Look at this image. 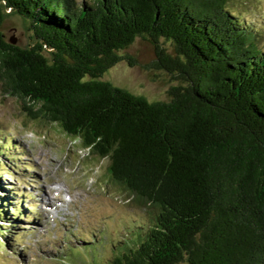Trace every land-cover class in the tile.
<instances>
[{
    "label": "trees",
    "instance_id": "16d2710c",
    "mask_svg": "<svg viewBox=\"0 0 264 264\" xmlns=\"http://www.w3.org/2000/svg\"><path fill=\"white\" fill-rule=\"evenodd\" d=\"M5 5L33 41L5 38L0 5L2 91L108 158V178L148 212L104 264H264V28L236 0ZM137 37L180 81L166 100L101 78L137 65L123 53Z\"/></svg>",
    "mask_w": 264,
    "mask_h": 264
},
{
    "label": "rangeland",
    "instance_id": "374dc122",
    "mask_svg": "<svg viewBox=\"0 0 264 264\" xmlns=\"http://www.w3.org/2000/svg\"><path fill=\"white\" fill-rule=\"evenodd\" d=\"M236 1L248 20L264 28V0ZM1 29L21 45L32 42L17 14L5 15ZM123 53L137 65L122 59L101 78L149 100L168 99L169 87L180 81L155 66L152 44L137 37ZM22 103L3 92L0 81V264L106 263L123 236L139 233L132 222L145 221L146 208L108 178V158L88 153L57 124L31 117ZM45 189L52 206L41 203Z\"/></svg>",
    "mask_w": 264,
    "mask_h": 264
},
{
    "label": "water",
    "instance_id": "95a60500",
    "mask_svg": "<svg viewBox=\"0 0 264 264\" xmlns=\"http://www.w3.org/2000/svg\"><path fill=\"white\" fill-rule=\"evenodd\" d=\"M0 5L3 7V10H4V16L5 15H10V14H12L11 12H12V8L11 7H8V6H6L5 5V0H0ZM4 16H3V18H4ZM2 21H3V19H2ZM4 36H5V33H4ZM5 38L9 41V42H11L12 44H19L18 43V41H17V38L15 37V36H11V37H9V38H7L6 36H5ZM33 41V40H32ZM21 45V44H20ZM178 80V79H177ZM178 83H180V82H178ZM177 84V83H176Z\"/></svg>",
    "mask_w": 264,
    "mask_h": 264
},
{
    "label": "bare ground",
    "instance_id": "6f19581e",
    "mask_svg": "<svg viewBox=\"0 0 264 264\" xmlns=\"http://www.w3.org/2000/svg\"><path fill=\"white\" fill-rule=\"evenodd\" d=\"M51 190V188H49ZM47 191L45 189V191H43V195L40 197V200H41V203H43L44 205L46 206H52L51 203H50V199L48 198V195H47ZM58 196V195H56ZM33 197V196H32ZM59 197V196H58ZM61 198V197H60ZM62 201V199H59V201ZM27 207V206H26ZM45 210L49 211V208L47 209L46 207H43ZM52 208V207H51ZM54 209H58V211H61L62 208H60V206L58 204H55V207ZM25 210V209H24ZM30 214V213H29ZM33 214V213H32Z\"/></svg>",
    "mask_w": 264,
    "mask_h": 264
}]
</instances>
